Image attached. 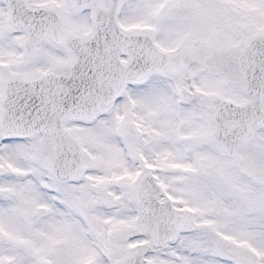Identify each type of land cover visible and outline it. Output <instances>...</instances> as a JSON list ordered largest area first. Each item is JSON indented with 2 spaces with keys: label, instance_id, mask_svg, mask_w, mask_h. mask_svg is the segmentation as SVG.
<instances>
[{
  "label": "snow or ice",
  "instance_id": "snow-or-ice-1",
  "mask_svg": "<svg viewBox=\"0 0 264 264\" xmlns=\"http://www.w3.org/2000/svg\"><path fill=\"white\" fill-rule=\"evenodd\" d=\"M0 264H264V0H0Z\"/></svg>",
  "mask_w": 264,
  "mask_h": 264
}]
</instances>
